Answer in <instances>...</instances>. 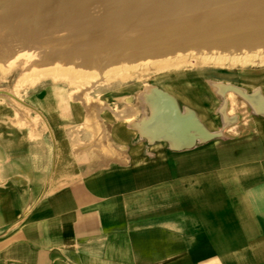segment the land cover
I'll return each mask as SVG.
<instances>
[{
  "label": "crops",
  "instance_id": "1",
  "mask_svg": "<svg viewBox=\"0 0 264 264\" xmlns=\"http://www.w3.org/2000/svg\"><path fill=\"white\" fill-rule=\"evenodd\" d=\"M52 84L37 121L0 106V264H264L263 116L245 105L225 135L175 149L101 112L97 140L88 101Z\"/></svg>",
  "mask_w": 264,
  "mask_h": 264
},
{
  "label": "bare ground",
  "instance_id": "2",
  "mask_svg": "<svg viewBox=\"0 0 264 264\" xmlns=\"http://www.w3.org/2000/svg\"><path fill=\"white\" fill-rule=\"evenodd\" d=\"M29 46L47 49L49 61L64 52L67 64L75 65L32 70L23 82L40 76L67 79L73 96L90 105L86 123L97 140L104 102L88 98L83 87L127 80L134 69L166 72L159 74L165 77L157 78L159 84L140 88L139 110L133 111L128 97L125 109L115 113L149 143L165 141L181 149L222 135L237 120L227 110L233 94L264 117L262 88L248 91L231 82L210 81L212 93L222 100L217 128L191 106L194 97L214 104L205 88L197 95L186 83L168 78L181 66L264 64V0H0V65ZM142 59L146 64L134 63ZM183 96L190 106L180 104ZM137 112L139 119L134 118Z\"/></svg>",
  "mask_w": 264,
  "mask_h": 264
},
{
  "label": "rangeland",
  "instance_id": "3",
  "mask_svg": "<svg viewBox=\"0 0 264 264\" xmlns=\"http://www.w3.org/2000/svg\"><path fill=\"white\" fill-rule=\"evenodd\" d=\"M15 51L20 50L21 47L16 46ZM47 50V49H46ZM42 48L29 46L25 51H19L11 59H6L2 61L0 65V106L11 107L12 105H17L21 113L25 115H32L33 120L37 121L39 118L36 112L29 108V106L37 105L35 100L38 95L47 96L52 83H61L62 85L68 86L71 90L74 86L70 85L69 81L63 77L54 76H40L35 82L26 81L23 82V76L32 70H40L45 68H59L60 66H75L74 64L68 63L64 60V56L67 54L62 52L56 61H49V52ZM145 59L137 60L134 63H145ZM121 66V64L114 65ZM168 78L180 80V82L186 83L191 87L193 92L197 95H202L203 92L201 87L205 88L208 95H211L210 100L214 102L207 103L214 112L210 118L213 119V123L218 128L219 127V114L217 113V107L222 102L219 100L217 103L215 95L211 91L210 81H223L231 82L233 84L239 85L248 91L254 88H262L264 93V64H252L247 66L235 65V66H216L213 64L205 65H194V66H181L170 71ZM162 73H154L153 71L141 72L138 69L131 71L133 77L127 80H111L109 82L103 81L92 87L84 86L86 88V95L93 101L104 102L105 108L101 112H117L123 111L128 105L126 98H131V106L133 108L140 107V102L138 99V91L140 88H144L149 84H155L163 81V78L159 76ZM158 78V79H157ZM24 83V84H23ZM137 85V86H135ZM135 86V87H134ZM138 87V89H136ZM135 88V89H134ZM126 91V94H123ZM220 98V97H219ZM243 101L239 103V101ZM46 99V98H44ZM43 99V100H44ZM242 105L241 109H238ZM251 109L249 104L240 96L233 94L228 102V114L235 115L237 120L235 123L227 126L229 129L223 130L222 134L225 135L226 131H230L234 128L235 124L238 122V117L241 122H245L246 118L250 116V113L246 106ZM144 108V107H142ZM253 112V110L251 109ZM100 112V113H101ZM146 113L148 111L146 110ZM254 113V112H253ZM106 115V114H105ZM112 116V115H111ZM109 117V119L111 118ZM107 120V128L113 130L116 127V122L110 119ZM85 127L83 124L78 123L75 127L74 133L78 134V137H85Z\"/></svg>",
  "mask_w": 264,
  "mask_h": 264
}]
</instances>
